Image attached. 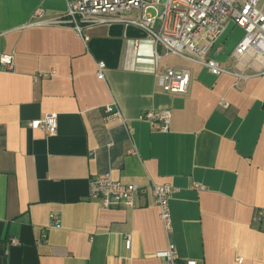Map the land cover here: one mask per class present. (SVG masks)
Listing matches in <instances>:
<instances>
[{"label": "crops", "instance_id": "obj_1", "mask_svg": "<svg viewBox=\"0 0 264 264\" xmlns=\"http://www.w3.org/2000/svg\"><path fill=\"white\" fill-rule=\"evenodd\" d=\"M38 9L50 20L67 3L0 0V54H13L16 66L0 72V264H165L156 254L169 241L180 263L264 264V224L253 221L264 208V74L239 77L233 52L243 30L230 24L217 44L222 51H212L231 72L220 76L160 48L159 71L192 73L188 93L174 95L159 85L144 31L115 24L86 38L69 26L37 24ZM112 103L132 135L105 121ZM153 109L172 111L168 131L140 120ZM47 114L58 115L55 136L28 126ZM131 147L136 155L127 154ZM104 175L140 187L172 185L171 235L150 195L135 209L92 199L90 181ZM53 214L60 228H50Z\"/></svg>", "mask_w": 264, "mask_h": 264}, {"label": "built area", "instance_id": "obj_2", "mask_svg": "<svg viewBox=\"0 0 264 264\" xmlns=\"http://www.w3.org/2000/svg\"><path fill=\"white\" fill-rule=\"evenodd\" d=\"M67 10L50 20H42L43 9H38L35 18L39 25L72 27L79 34L101 26L121 24L125 27H136L144 31L147 40L152 44L154 52L153 71L158 77L159 85L165 92L174 95L188 93L192 73L188 68H163L159 71V62L165 56L176 55L204 66L212 75L220 76L231 73L211 57L212 51H222L217 44L225 35L230 24L243 30L244 35L233 52L236 69L242 73L240 78H248L246 73L264 74V0H65ZM2 34H0V37ZM86 38H88L86 36ZM138 43V42H136ZM15 56L9 53L0 54V72H15ZM105 62L97 63V76L105 79ZM55 71L39 72L35 82L54 77ZM220 105L227 109L225 100ZM106 122H119L125 126L130 135L132 127L124 118L116 103L104 108ZM148 122L153 129L166 132L172 122L170 109L148 110L140 117ZM34 130H42L48 136L58 133L59 121L57 114H47L41 120L28 123ZM127 154L136 155L135 147L128 149ZM202 190V186H195ZM175 189L170 184L152 183L149 187L125 184L113 179L110 175L98 176L90 181V197L99 200L105 208L113 209L138 207V198L150 195L159 208L160 219L168 236L173 231L171 200ZM253 221L264 224V208L256 210ZM60 218L53 214L50 228H60ZM47 234H44L45 239ZM128 244L131 236L127 238ZM12 245L19 240L12 239ZM165 264H200L196 260L180 263L176 245L169 241L167 250L156 254ZM242 263L241 258H237Z\"/></svg>", "mask_w": 264, "mask_h": 264}]
</instances>
